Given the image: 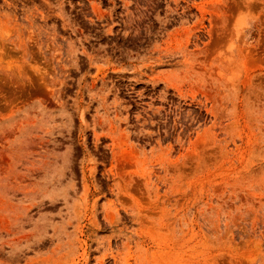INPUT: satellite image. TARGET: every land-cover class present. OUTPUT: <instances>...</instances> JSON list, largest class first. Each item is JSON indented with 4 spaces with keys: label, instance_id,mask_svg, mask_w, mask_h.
<instances>
[{
    "label": "rangeland",
    "instance_id": "rangeland-1",
    "mask_svg": "<svg viewBox=\"0 0 264 264\" xmlns=\"http://www.w3.org/2000/svg\"><path fill=\"white\" fill-rule=\"evenodd\" d=\"M0 264H264V0H0Z\"/></svg>",
    "mask_w": 264,
    "mask_h": 264
}]
</instances>
